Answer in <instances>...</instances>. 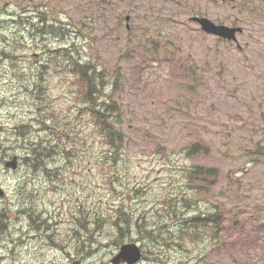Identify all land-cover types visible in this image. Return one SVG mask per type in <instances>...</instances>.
Here are the masks:
<instances>
[{"label":"rangeland","instance_id":"374dc122","mask_svg":"<svg viewBox=\"0 0 264 264\" xmlns=\"http://www.w3.org/2000/svg\"><path fill=\"white\" fill-rule=\"evenodd\" d=\"M34 4L39 5V10L42 5L48 7L51 22L52 8L66 13L59 21L73 33L64 42L51 40L50 50L66 43L71 51H77V57L103 66L104 76L119 73L123 89L116 95L117 108L125 126L135 132L140 130L136 134L139 138L148 133V140L140 146H130L128 157L125 159L124 155L117 166L122 182L113 186L107 181L111 169L108 171L103 161L98 162V156L104 154L103 144L101 148L98 144L91 146L98 136L94 131L96 125L88 124L87 120L79 122L77 118V109L81 107L77 83L72 85L66 77L52 73L44 94L47 100L34 105L37 98L33 102H20L24 106L20 109L12 99L11 87L16 83L12 77H0V125L3 129L25 125L28 120L32 123L29 133L34 132L41 129L35 122L41 117L46 119V127L52 129L53 115L57 122L67 121V129L82 132L73 144L74 165L67 171L58 190L53 189L52 176L24 180L26 174L19 171L20 162L19 172L8 171L4 161L11 160L17 151L14 148L7 153L9 146L0 149V187L5 191L4 197H0V212H3L0 264H72L63 253L69 246L73 254L76 250L78 256L81 254L85 264H111L118 251L112 242V236L118 231L111 220L122 209H126L133 220L145 215L146 228L151 230L150 235L147 231L136 230L121 242V245L141 244L145 259L140 264H264V129H258L263 122L240 105L238 110V104L231 103L227 97L230 89L227 84H218L214 91L215 85L208 81L211 69L206 70V80L204 71L192 73L193 69L189 68L203 69L209 65L216 81H219L216 76H220L230 82L236 75L232 54L237 46L233 42L231 46L215 35L202 34L194 17L207 18L219 25L238 24L245 30L240 38L248 42L242 46V51L253 52L259 44L251 33L264 30V3L260 0H235L230 5L222 0H0V75L8 64L3 57L8 42L15 45L18 40V46L24 47L17 49V66L29 77L47 55L43 46H35L33 37L23 32L26 28L21 27L16 33L14 16L33 13L25 7L31 8ZM120 13L121 25L118 21ZM127 15L131 16L132 22L125 21ZM128 23L133 28L131 31L127 29ZM80 32L85 37H79ZM147 39L160 42L164 47L159 48L160 61L154 62L150 53L143 49ZM216 47L219 57L213 59ZM36 54L38 58H35ZM240 65L246 67L242 62L236 64ZM198 76L201 77L198 88L187 85ZM238 82L239 78L235 83ZM248 88L244 86L241 91H236L237 102ZM179 96L182 109L177 111ZM242 122L249 129H242ZM224 124L226 129L222 127ZM0 138L3 142L10 138L12 145L19 141L17 136L10 134ZM149 140L159 142L167 156H158L155 145L149 144ZM190 141H199L201 150L209 149L196 155L200 160L197 162L221 169L215 190L192 192L183 183L181 169L191 164L184 151ZM84 143L86 148H83ZM46 166L52 172V158ZM236 182L240 183L239 191ZM184 199L193 203L185 216L180 215V220L197 216L199 207L215 206V201L235 212L247 207V216L254 215L261 221L253 237L260 236L263 241L254 238L237 242L227 246V252L222 250L205 261L195 259L207 249L199 234L196 233L192 240L186 239L187 233L181 234L180 220L173 229L166 227L170 221L167 212L172 211L170 200L183 205ZM254 207L260 211L255 212ZM57 208H61L55 220L59 228L50 221ZM88 213L97 221L104 220L102 229L92 228L96 238L93 246L88 244ZM140 223L143 225L141 220ZM40 230L49 231L40 238L36 236ZM233 233L223 232L220 239L229 242Z\"/></svg>","mask_w":264,"mask_h":264},{"label":"trees","instance_id":"16d2710c","mask_svg":"<svg viewBox=\"0 0 264 264\" xmlns=\"http://www.w3.org/2000/svg\"><path fill=\"white\" fill-rule=\"evenodd\" d=\"M44 17L42 16V18ZM59 26L63 27L64 25ZM65 38H67V34L63 33L58 37V40ZM75 46L76 45H73V47ZM62 52L63 53L60 54L63 58L61 63L52 62V64H49L45 61L37 67L35 72L32 71L34 74L30 77L27 76L23 68L17 66L15 52H4L3 55H5L6 59H9L8 66L12 69V73L15 75L16 80L17 78H26L24 80L18 79L19 86L18 89L16 88L15 90L16 92L13 99L17 102H33L34 99L37 98L38 101L36 100L34 104L42 102L43 100L46 101L47 99L44 97V94L46 92L45 82L48 80L47 74L51 71L52 73H55L59 68H62L65 71L64 74H66V80L69 82L72 81V85L77 83V96L81 102L80 109H77V118L79 119V122L80 120H87L88 124L92 126L96 125L94 131L95 133H98V136L96 135L97 140L91 142V146L94 147L98 144L99 148H101L103 144L104 154L102 157L98 156V162L103 161L108 166V171L111 169L110 172L107 173V181L112 183L113 186H116V184L122 182L119 172L117 171V166L120 165L124 158L123 156L125 155V159L128 157L127 152L130 146L133 145L137 147L146 142L148 140V133L142 135L140 140L138 135L130 133L131 131L128 130L129 127L127 128V131L124 130L126 129L123 120L124 118L121 115L120 110L117 108L116 102L117 93L121 92L123 89V86L120 85L121 80L118 72L115 74L109 73L104 76L102 74L104 68H98L96 64L86 61L81 57H77V51L64 49ZM8 66H6L5 71H8ZM4 75L5 72L0 76ZM181 96H179L178 104L181 102ZM35 122L38 128H41L40 130L37 129L34 132L29 133L28 130L31 128L32 123L27 122L25 125L19 126V132L22 137L18 139L19 141L15 145L0 142V148L3 146H9V149L6 152L12 149L14 150L15 148L21 156V160L25 165L26 176H29V179L35 180L40 176H52V182L55 185L53 189L58 190L61 187L60 182L63 179H66L67 171L74 165L73 159L75 155L73 144L78 135L82 134V132L80 129H67L69 123L67 121L57 122L53 115L52 129L46 127L47 121L44 117L36 119ZM25 129H27V132H25ZM19 132L14 133L17 134ZM150 143L155 145V151L159 154L158 156L162 158L167 156L164 148L159 142L149 140V144ZM83 148H86L85 143ZM184 151L188 158H193L202 152L199 143H196L193 147L192 144L189 143L184 148ZM49 158H52V172L46 166V162ZM181 170L184 173L183 183L191 188L189 191L196 192V190L205 189V191H209L211 188L215 190L217 187V182L220 178V170L218 168H202L198 165H188ZM196 202H194V204H196ZM192 203V200L184 199L183 205H179L175 200H170L169 206L172 208V211L167 212L170 221L166 226L173 229L181 221V234L186 232V239L191 240L194 235L198 233V223L196 221L197 216L195 215L190 218L183 217L180 220V215L185 216L187 214L185 212L191 210ZM180 206H184L183 210H179ZM194 206L195 205H193V207ZM224 207L225 204L217 202L215 204L216 211L212 215H208V217L202 221L210 233H215V235L218 236L219 232L225 227L246 230V228L253 229L257 226V224L253 222V219H239L236 217L234 218V222L231 220L226 221L225 218L220 216L226 215ZM175 208H178V210L176 211ZM60 211L61 208H57L55 216H52L54 222ZM2 214L3 212H0V229L2 227ZM88 216L89 217L86 221L88 225L87 234L89 236L88 244L89 246H93L96 243V238L92 228H98L99 230L102 229L104 220L101 219L97 221L92 217L91 213H88ZM74 218L79 219L78 217ZM133 219L134 217H132L130 213L127 214L126 209H122L117 212L114 219L111 220L115 229L118 231V234L112 236V242H114L116 247H120L121 242L136 230H140V232L147 231L149 235L151 234V230L146 228L147 221H145V215H141L136 220ZM140 220L143 225H141ZM81 234L82 230L80 229L79 237ZM247 238L248 241L251 239V233L247 234ZM91 251L92 250H90V252Z\"/></svg>","mask_w":264,"mask_h":264},{"label":"flooded vegetation","instance_id":"af4514ba","mask_svg":"<svg viewBox=\"0 0 264 264\" xmlns=\"http://www.w3.org/2000/svg\"><path fill=\"white\" fill-rule=\"evenodd\" d=\"M260 1L264 3V0H260ZM228 4L230 5L231 2H228ZM244 32L245 30L240 31V34H238L237 39L235 40H226V39H222L219 37L220 40H225L231 46H232V42L234 43L235 46H237L234 48L236 49V51H234V55L232 54V60L235 62L236 75L232 76L230 82L225 81V79L220 76H216L219 80V81H216L212 77L213 70L209 65L204 67L203 69L193 66L192 73H195L197 70L204 71V74H205L204 79L207 80L206 70L211 69V73H210V77L208 78V81L212 82L216 86V87L215 86L213 87L214 91L217 89L218 84H222V85L227 84L230 88L228 91L227 97L230 99L231 103L238 104L237 106L238 110L240 109V107L244 108L254 118L259 119V120L261 119L263 122V125L261 128H258V129H264V30L260 31L259 33L256 32L255 34L251 33V37L254 36L256 38V42H258L259 44L257 51H253V52H247V51L243 52L242 51L243 50L242 46L248 44V42H246L243 38H240L243 36ZM158 48L164 49V47H158ZM210 53L211 52H209V54ZM218 53H219V50H218V47H216V52L212 53V55H214L213 59H217L219 57ZM221 58L222 57L220 56L219 59L221 60ZM208 59L210 62L211 59L209 58V56H208ZM251 60H256L257 62L255 63V62H252ZM238 62H242L246 67L242 65H240L239 67L236 66ZM238 78L240 79V82L234 83ZM200 84H201V77L199 76L196 77L194 80L190 81V83H187L188 86H192L191 88H198ZM244 86H249V88L244 90V97L239 102H237L236 101V95H237L236 91H241L242 87ZM246 91H249L248 95L245 94ZM241 116L244 117L245 115H241ZM222 127L225 128V125H223ZM241 127L242 129H249L245 125V122L241 123ZM232 129H236L235 126H233ZM250 129H254V128L251 127ZM48 231L49 230H40L38 233H36V236L41 238ZM52 236H53V233H52ZM63 253H64V256L66 255L68 258H70L69 261L72 262V264L76 261H79L82 264L86 263L85 260L81 258V254L80 256L77 255L78 253L77 250H76V253L73 254L70 246L68 247L67 251H64Z\"/></svg>","mask_w":264,"mask_h":264},{"label":"water","instance_id":"95a60500","mask_svg":"<svg viewBox=\"0 0 264 264\" xmlns=\"http://www.w3.org/2000/svg\"><path fill=\"white\" fill-rule=\"evenodd\" d=\"M231 1V0H230ZM198 23L202 26V29L207 33H215L218 36L235 39L236 32L241 31V28H231L224 25H216L209 19H200L197 18ZM1 130V128H0ZM18 166L17 157H14L13 161L6 163L7 168L16 169ZM4 196V192L0 189V197ZM142 258V252L140 247L135 243H127L121 246L120 251L118 254L112 258V264H136ZM74 264H80L79 262H74Z\"/></svg>","mask_w":264,"mask_h":264},{"label":"bare ground","instance_id":"6f19581e","mask_svg":"<svg viewBox=\"0 0 264 264\" xmlns=\"http://www.w3.org/2000/svg\"><path fill=\"white\" fill-rule=\"evenodd\" d=\"M39 97V96H38ZM39 99V98H38ZM11 100V99H10ZM38 101V100H37ZM12 104V103H11ZM34 104V103H33ZM14 106V105H13ZM14 107H16V106H14ZM35 107H37L36 105H35ZM13 108V107H12ZM38 108V107H37ZM19 109V108H18ZM19 116V115H18ZM29 131V130H28ZM27 134H29V133H27ZM1 147V146H0ZM26 161V160H25ZM29 161V160H28ZM29 166V165H28ZM30 166H31V164H30ZM40 166H42V165H40ZM32 167V166H31ZM41 169V168H40ZM47 169V168H46ZM30 170V169H29ZM43 170V169H42ZM24 189V188H23Z\"/></svg>","mask_w":264,"mask_h":264}]
</instances>
